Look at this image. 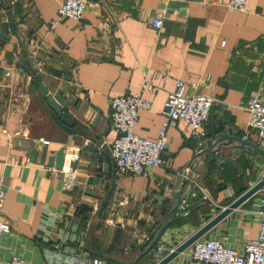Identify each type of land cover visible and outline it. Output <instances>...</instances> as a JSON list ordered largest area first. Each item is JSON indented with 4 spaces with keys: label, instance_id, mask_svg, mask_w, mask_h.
<instances>
[{
    "label": "crops",
    "instance_id": "0c3cea01",
    "mask_svg": "<svg viewBox=\"0 0 264 264\" xmlns=\"http://www.w3.org/2000/svg\"><path fill=\"white\" fill-rule=\"evenodd\" d=\"M83 1L86 6L79 22L62 18L53 26L56 0H0L4 33L10 35L8 10L16 25L10 42L0 44V182L7 193L0 220L11 228V235L0 238V262L17 253L27 264H67L62 254L74 244L46 243L39 238L43 212L56 216L65 206L67 218L77 224L76 235L88 229L87 254L101 255L108 263L150 264L155 247L143 255L146 247L142 246L165 220L177 192L186 195L191 186L164 232L174 238L185 228H201L262 179L264 157L244 146L235 155L230 139L206 154L186 182L181 181L201 142L224 136L259 148L245 108L252 95L264 102V0H248L245 12L228 8V0ZM156 15H161L160 29L151 25ZM8 52L14 54L12 65L5 58ZM24 61H29L51 94L63 87L72 92L75 105L65 111L73 116L77 131L92 132L97 138V153L90 151L88 139L67 134L50 118L38 88L20 66ZM145 78L156 88L154 92L140 93ZM176 80L185 88L194 84L196 94L213 98L206 139L192 141L190 127L178 123L167 130L165 166L149 168L143 175L119 174L112 166L114 192L107 217L97 229L99 218L81 210L80 204L97 208L107 194L101 185L106 181L102 171L109 167L104 151L110 159L108 150L115 138L111 100L139 94L148 101V110L138 112L133 133L155 140L163 123V104L167 93L175 90ZM60 149L70 169L78 160L72 171L77 177L72 192L63 189L62 172L47 165ZM89 176H100L101 185H87ZM90 192H97V197H89ZM261 200L264 190L209 234L232 246L238 245L241 232L255 239ZM113 253L136 260L125 262Z\"/></svg>",
    "mask_w": 264,
    "mask_h": 264
},
{
    "label": "built area",
    "instance_id": "2783aa9c",
    "mask_svg": "<svg viewBox=\"0 0 264 264\" xmlns=\"http://www.w3.org/2000/svg\"><path fill=\"white\" fill-rule=\"evenodd\" d=\"M58 3L57 19L67 18L75 22L81 20L85 10L83 0H56ZM227 7L231 10L245 12L248 10V0H228ZM151 25L155 29L162 27L161 15H156ZM224 46V43H221ZM75 71V70H74ZM73 71V72H74ZM168 75L164 76V81ZM196 86L188 88L180 80L175 81V90L167 93L163 104V123L155 140H147L133 133L139 111L148 110L149 102L139 94L113 98L110 102V126L115 132V138L109 146V156L115 172L119 174L143 175L149 168L165 166L163 156L168 146L167 130L178 123L190 127V139L200 142L206 139L205 124L210 115L213 98L195 93ZM156 88L145 78L140 84V93L154 92ZM248 115L247 125L258 134V146L264 150V102L258 96L252 95L245 108ZM62 172V187L72 192L76 184V174L71 171L69 162ZM7 193L0 182V216ZM205 199V197H204ZM185 201H182L183 205ZM65 206H61L56 216L44 211L40 221L39 238L46 243H71L74 247L62 254L67 264H110L106 259L93 257L84 251L88 229L77 234V224L67 218ZM259 229L255 239L251 240L244 232L240 233L236 246L228 245L217 236L207 233L197 240L190 248L180 254L177 264H264V200L259 202L256 212ZM195 231L183 229L177 238L162 235L157 241L155 252L150 264H157L164 258V251L170 253ZM11 235L10 225L0 220V238ZM59 249L58 246H55ZM172 261V262H173ZM171 262V263H172ZM0 264H27L17 253H10ZM170 264V263H169Z\"/></svg>",
    "mask_w": 264,
    "mask_h": 264
},
{
    "label": "water",
    "instance_id": "95a60500",
    "mask_svg": "<svg viewBox=\"0 0 264 264\" xmlns=\"http://www.w3.org/2000/svg\"><path fill=\"white\" fill-rule=\"evenodd\" d=\"M5 16L7 17V25L9 26V32L10 35L7 33H4L3 27L0 25V44L5 45L10 42L11 36H14L16 33V25L12 21V11L8 10L5 13ZM5 58L7 60L8 65H12L14 54L12 52H8L5 55ZM21 68L26 70L27 73L31 76V85H34L38 88L40 92V101L42 102L43 106L48 111V114L50 118L61 128L63 129L67 134L75 135L78 134L81 137H85L88 139L89 144L88 147L91 152L97 153L99 150V142L96 137L93 136L92 132L90 134H86L85 130L77 131L74 128V120L73 116L65 111L66 107L68 105H75V100L73 99L72 92L68 89V87L61 88L56 94H51L46 86L40 81V79L36 76V71H32L30 67L29 61H24L21 63ZM69 81V78L66 80ZM70 93L68 99H64L62 96L65 94ZM97 120H95L92 123V129L95 127ZM87 135V136H86ZM231 139V140H230ZM233 141L235 145L234 154L237 155L240 153L239 146L244 147H250L253 150L257 151L259 154H261L264 157V150L259 149L252 144H249L246 141H243L239 138H227L224 136H220L218 138L213 139L210 142H201L198 146V150L196 152V155L192 158L191 162L186 166V168L183 170V178H182V184L186 182V178L189 177V175L192 172V168L195 166V164L199 163L201 164L202 158L208 154L215 152L219 145L223 144L225 141ZM103 150V148L101 149ZM104 157L107 160L109 167L102 171V174L106 175V181L103 182L101 185V177L100 176H89L87 178V185L89 186H102V190L106 192V197L103 200H100L98 202V207L94 208L92 206H89L87 204H80V209L94 214L99 218V221L97 223V229L100 227L102 221L107 217V205L108 202L111 200L113 192H114V173H112V164L110 162V159L108 157L107 151H104ZM78 164V160H74L71 164V171L76 170V166ZM48 167L54 166L56 170L63 169L65 165V152L63 149H60L56 152L54 156H50L47 163ZM191 177V176H190ZM264 190V178L259 180L254 186L246 190L241 196H239L237 199H235L229 206L225 207L220 213H218L216 216H214L212 219H210L206 224H204L201 228L196 230L189 238H187L185 241H183L180 245H178L172 252L168 253L162 260H160L157 264H169L174 259H176L180 254H182L184 251H186L188 248H190L197 240L205 236L207 233H209L217 224H219L224 218H226L229 214H231L234 210L238 209L240 206L243 205L247 200H249L251 197H253L256 193ZM191 193V186H188V190L186 195L184 193L177 192L173 199L171 204L168 207V215L166 216L165 220L161 224L159 228L154 230L152 232V236H150L147 241L143 244L142 247H146L143 255L150 252L153 247L156 245L159 238L164 234L168 227V223L170 218L173 216V214L176 212V210L181 209L182 201L186 197H188ZM91 198L97 197V192H90L87 194ZM162 198H159L161 200ZM131 249L134 248L135 240H132ZM117 252H124V249L122 248H114ZM107 259V258H106Z\"/></svg>",
    "mask_w": 264,
    "mask_h": 264
},
{
    "label": "rangeland",
    "instance_id": "374dc122",
    "mask_svg": "<svg viewBox=\"0 0 264 264\" xmlns=\"http://www.w3.org/2000/svg\"><path fill=\"white\" fill-rule=\"evenodd\" d=\"M261 178H264V172H263ZM167 254H168V252H166V254H164V256L167 255ZM113 256H114V257H117L118 259H121V260H126L125 262H129V263H132L134 260H136V257L119 256L118 254H115V253H113ZM108 261H109V260H108ZM125 262H124V263H125ZM110 264H120V263L112 262V263H110Z\"/></svg>",
    "mask_w": 264,
    "mask_h": 264
},
{
    "label": "trees",
    "instance_id": "16d2710c",
    "mask_svg": "<svg viewBox=\"0 0 264 264\" xmlns=\"http://www.w3.org/2000/svg\"><path fill=\"white\" fill-rule=\"evenodd\" d=\"M168 226H169V224H168ZM158 227H159V226H158ZM156 229H157V228H156ZM151 251H152V250H151ZM151 251H150V252H151ZM148 253H149V252H148ZM148 253H147V254H148ZM147 254H145V255H147ZM94 257H100V258L106 259V258H104V257H103V256H101V255L94 256ZM106 260H107V259H106ZM107 261H108V260H107Z\"/></svg>",
    "mask_w": 264,
    "mask_h": 264
}]
</instances>
